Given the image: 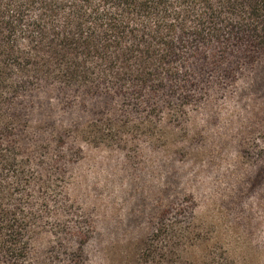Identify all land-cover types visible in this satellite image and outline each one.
I'll use <instances>...</instances> for the list:
<instances>
[{"label": "trees", "instance_id": "1", "mask_svg": "<svg viewBox=\"0 0 264 264\" xmlns=\"http://www.w3.org/2000/svg\"><path fill=\"white\" fill-rule=\"evenodd\" d=\"M262 53L264 0H0V264H83L89 227L65 218L82 144L167 145L193 95ZM41 94L96 110L57 121ZM178 226L162 216L140 263L191 264Z\"/></svg>", "mask_w": 264, "mask_h": 264}, {"label": "rangeland", "instance_id": "2", "mask_svg": "<svg viewBox=\"0 0 264 264\" xmlns=\"http://www.w3.org/2000/svg\"><path fill=\"white\" fill-rule=\"evenodd\" d=\"M215 86L193 95L167 145L143 135L124 147L82 144L67 169L65 218L73 226L84 215L89 227L83 264H141L162 216L180 225L191 264H264V53ZM44 96L35 103L57 121L86 122L97 106L80 99L71 113Z\"/></svg>", "mask_w": 264, "mask_h": 264}]
</instances>
